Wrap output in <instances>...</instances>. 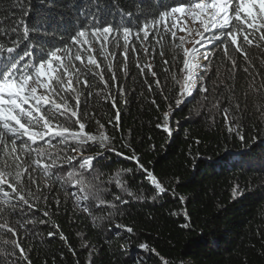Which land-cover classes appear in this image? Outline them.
<instances>
[{"label":"trees","instance_id":"trees-1","mask_svg":"<svg viewBox=\"0 0 264 264\" xmlns=\"http://www.w3.org/2000/svg\"><path fill=\"white\" fill-rule=\"evenodd\" d=\"M150 2L118 0L120 7L136 15ZM161 3L162 7L171 5L172 0H161ZM100 4L108 6L106 12L112 10L115 14L111 8L112 0H100ZM91 7L90 0H0V32L11 33L21 20L26 21L29 29L49 24L55 28L53 21L63 22L69 26L68 32L61 35V32L48 31L39 35L49 40L55 36L56 41L65 39L70 43L71 24L76 22L78 27L84 11ZM116 19L119 21L118 16ZM131 23L135 25L138 21L133 17ZM139 23L142 25L143 19ZM179 36L180 32L177 33ZM178 42V39L173 41L170 36H165L160 44L155 41L147 44V52L137 43V52L129 55L126 69L119 50L111 71L104 59L96 56L104 80L109 82L112 95L117 97L121 113L119 130L107 124L114 118L115 110L104 99L108 89L99 77L88 75L91 85L88 88L77 85L82 93L81 110L95 114L93 119L85 121V132L95 134L99 120L105 124L109 135H115L118 149L121 138L123 142L131 143L140 163L156 175L165 192L158 193L136 170L134 161L110 155L102 162L108 165L102 169L101 177L108 188L106 203L99 208L92 206L89 215L77 206L70 191L37 175L44 195L48 196L47 205L41 202L40 209L51 211L53 215L44 218L36 213V234L23 241L33 264H139L140 261L163 264L160 257L167 264H264V114L256 110V105L264 101L255 95L256 87L264 84V64H261L264 57L253 49L255 62L254 66H249L243 56L236 54L240 67L236 71V95L232 98L228 121L233 126L238 122V131L244 136L241 141L236 131H228L229 122L223 116V108L228 104L222 103L219 108L212 106L217 95L221 101L228 97L225 89L232 85V81L225 79L230 64L220 65L221 47L211 50L212 68L205 78L209 88L207 99L204 93L196 92L179 108L175 107V99L180 98L177 81L182 82L184 76L181 72L183 52L175 46ZM35 46L48 48L43 41ZM137 64L141 67L150 64L157 76L153 77L147 68L141 72ZM77 67L86 71L79 62ZM244 67H250L251 76L243 71ZM113 72L123 95L112 88ZM157 78L163 95L161 88L156 87ZM221 80L224 84H220ZM149 84L152 91L148 89ZM214 86L216 93L212 91ZM164 96L169 99L165 100ZM237 99L239 109H235ZM70 103L75 105V101ZM170 104L173 108L169 117L171 136L162 127L157 128V124H164V113L169 111ZM63 122L62 117L53 121ZM69 126L72 130L78 127ZM70 146L75 147V142L70 141ZM63 147L58 145L59 149ZM120 150L126 156L132 155L128 149ZM92 151L88 149L84 155H90ZM68 155L74 153L69 151ZM71 170L67 168L61 175L66 177L67 171ZM117 173L127 191L117 186L113 179ZM32 188L35 190V185ZM116 196L127 203H118ZM57 199L61 201L58 209ZM113 204H116L115 208ZM40 219L49 222L40 225ZM186 223L189 227H184ZM55 225H59V230ZM126 227H131L133 232L127 233ZM50 231L56 233L51 239ZM61 233L67 237V243L60 239ZM143 243L156 249L159 256L141 249L139 245Z\"/></svg>","mask_w":264,"mask_h":264},{"label":"snow or ice","instance_id":"snow-or-ice-1","mask_svg":"<svg viewBox=\"0 0 264 264\" xmlns=\"http://www.w3.org/2000/svg\"><path fill=\"white\" fill-rule=\"evenodd\" d=\"M90 2L92 7L84 11L79 26L76 22L71 24L70 43L65 39L56 41L55 36L49 40L39 35L48 31L61 32V35L68 32L69 26L63 22L53 21L55 28L49 24L29 29L26 21L21 20L11 33L0 32V40L4 41L0 43V264H33L23 241L36 234V213L44 218L53 215L51 211L40 209L41 202L47 205L48 196L44 195L37 175H43L59 184L61 189L70 191L77 206L89 215L92 214V206L99 208L106 203L108 188L101 177L102 169L108 165L102 162L107 161L110 155L134 161L136 170L146 177L155 190L158 193L165 192L156 175L140 163L131 143L123 142L121 138L118 149L115 135H109L105 124L99 120L96 121L95 134L85 132V121L93 119L95 114L81 110L82 93L77 85L90 87L88 75L98 76L108 89L104 99L111 103L115 116L107 124L115 130H119L121 125L117 97L112 95L109 82L104 80L103 69L96 56L102 57L111 71L112 61L119 50L126 69L129 55L137 52V43L147 52L146 45L153 41L160 44L165 36H170L173 41L178 39L175 46L183 52L184 58L181 69L183 81H177L180 98L175 99V107L179 108L196 92L204 93L207 99L209 88L205 78L212 68L211 48L221 47L223 58L220 65L225 66L226 62L230 64L225 79L232 81V85L225 89L229 93L228 97L221 101L217 95L212 106L219 108L222 103L228 104V107L223 108L226 122H229L232 98L236 95V71L240 67L236 54L243 56L249 66H254L255 62L253 49L264 57V0H172L171 5L163 7L161 0H151L150 5L142 9L139 15L124 10L118 0H112L111 8L115 14L112 10L106 12L108 6H101L100 0ZM133 17L138 21L135 25L131 23ZM141 19L144 21L142 25L139 23ZM178 32L185 35L177 37ZM41 41L48 45L47 50L35 46ZM186 44H191V47H185ZM77 62L86 71L77 67ZM261 64H264V60H261ZM137 68L141 72L147 68L153 77L157 76L150 64L143 67L137 64ZM243 71L251 76L250 67H244ZM116 81L113 72L112 88L123 95V89ZM155 84L161 88L158 78ZM220 84H224V80ZM148 89L152 91L151 84ZM212 91L216 93L215 86ZM255 95L264 101V84L256 87ZM246 97L247 93L245 104ZM164 99L168 100L169 97L164 96ZM70 101H75V105ZM152 104H156L155 99ZM239 108L237 99L235 109ZM256 110L264 114V103H258ZM172 111L170 104L169 111L164 113V124H157V128L162 127L169 136L173 134L169 126ZM58 117H62L64 122L53 123ZM232 119L235 121L236 117ZM69 125L78 127L72 130ZM238 128V122L234 126L229 122V133L236 131L243 141L244 136L240 135ZM70 141H74L76 146L71 147ZM58 145H63V149H59ZM88 149H93L92 154L84 155ZM120 149H128L132 155L126 156ZM69 151L74 155H68ZM67 168L72 170L67 171L65 177L61 173ZM119 177L120 173H117L113 179L117 186L127 191ZM32 185H35V190ZM128 194L132 195L130 192ZM115 200L120 204L127 203L119 196ZM55 203L58 209L61 201L57 199ZM112 207L115 208L116 204ZM48 222V219H40L38 223L47 225ZM54 227L59 230V225ZM184 227H189V224L186 223ZM116 228L119 231L120 226ZM125 230L129 234L133 232L131 227ZM55 234L50 231L48 236L51 239ZM60 239L67 243V237L62 233ZM139 247L159 256L156 249L147 243ZM160 260L167 264L163 257ZM139 264L144 262L140 261Z\"/></svg>","mask_w":264,"mask_h":264},{"label":"rangeland","instance_id":"rangeland-1","mask_svg":"<svg viewBox=\"0 0 264 264\" xmlns=\"http://www.w3.org/2000/svg\"><path fill=\"white\" fill-rule=\"evenodd\" d=\"M193 27H197V25H192ZM181 35H185V33H183V32H180V36ZM197 39H198V37H197ZM185 47H191V44H186L185 45ZM209 47H211V46H209ZM213 48H211V50H212ZM203 50V49H202ZM39 91H43V89H40Z\"/></svg>","mask_w":264,"mask_h":264}]
</instances>
